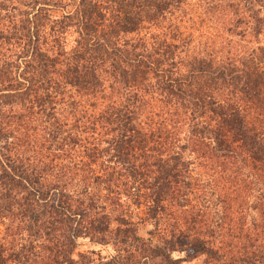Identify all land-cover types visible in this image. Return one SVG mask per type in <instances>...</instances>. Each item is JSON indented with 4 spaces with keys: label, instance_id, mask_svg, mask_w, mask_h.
Segmentation results:
<instances>
[{
    "label": "trees",
    "instance_id": "1",
    "mask_svg": "<svg viewBox=\"0 0 264 264\" xmlns=\"http://www.w3.org/2000/svg\"><path fill=\"white\" fill-rule=\"evenodd\" d=\"M183 1L0 0V224L8 220L0 264L28 259L38 239L48 264H92L75 256L81 237L114 246L100 264H178L174 250L204 254L207 264H264L263 194L256 222L230 206L264 184V0H199L229 35L254 37L226 53L192 49L174 16ZM71 90L87 97L74 134L57 114ZM69 103L74 116L80 101ZM45 142H83L82 154L49 173L52 161L40 167L37 157ZM186 150L223 181L230 205L220 222L197 196L191 202ZM112 156L115 166L106 164ZM67 168L104 183L112 205L125 196L144 204L155 222L149 235L162 244L123 217L112 228L94 202L74 200ZM184 202L160 228L158 216ZM22 232L27 243L15 249Z\"/></svg>",
    "mask_w": 264,
    "mask_h": 264
},
{
    "label": "rangeland",
    "instance_id": "2",
    "mask_svg": "<svg viewBox=\"0 0 264 264\" xmlns=\"http://www.w3.org/2000/svg\"><path fill=\"white\" fill-rule=\"evenodd\" d=\"M174 16L183 20L185 27L184 31L187 34H191V47L194 50H221L223 53H226L230 48H240L243 44L251 45L254 43V37L249 34L245 37V41L243 37L236 35H229L226 30L222 27L224 22L222 21V17L215 18L216 16H211L212 14H218L217 11L213 12L212 9H208V11H204L202 5L199 0H184L179 8H176L174 11ZM221 20V21H220ZM259 41L264 44V30L263 33L259 36ZM241 44V45H240ZM69 97L66 98L67 102L64 104H60L58 106L57 114L67 120L68 122V130L71 133H75L77 130V126L83 124L84 121V112L83 110L87 107V97L79 96L74 90L69 92ZM80 101L78 104V111H76L75 115L72 116L71 107L69 106V102ZM80 109V110H79ZM91 108H89L90 110ZM143 115L140 116L142 118ZM75 119H80L79 123H76ZM75 124V127L73 126ZM83 126V125H82ZM184 133L180 136L183 137ZM83 143V142H82ZM82 143L76 144L75 142H45L43 152L37 154V157L40 158L41 162L39 163L40 167L45 166L43 162L52 161L53 163V172L49 171V173H54L57 170L55 164L58 162H66L71 154L74 160H77L76 155L82 154L81 145ZM102 146L105 144L101 142ZM63 148V151H62ZM71 148V149H70ZM112 152H104L103 157H108ZM185 156L189 157L193 160L191 165V177L193 179V188L190 189V193L193 199L191 202H196L198 198L200 199L203 208L208 210L210 214L213 216L212 224H215L216 221H221V216H223V210L228 207L230 204L228 201L223 200L220 197L222 191H220V186L223 185V181H217L216 185L212 180V171L207 168L206 165L203 164V161L196 158V154L191 150L185 151ZM63 159V161H62ZM63 162V163H64ZM47 164V163H46ZM106 164L115 166L118 164L116 159L112 156L109 160H106ZM65 165V164H64ZM64 168V167H63ZM48 170V168H47ZM66 169H62L64 172ZM59 174L61 171H58ZM71 169L67 168L66 177L68 180V184H70L69 190L75 199H82L84 203H88L92 201L96 204L95 211L107 213L110 217V226L114 228L120 222H118L115 218H126L128 222H130V226H134L136 229L134 231L139 237L151 238L153 243L162 244V238L160 235H149V230L155 229V222L147 219V214H145V206L144 204H137L132 197L125 196L122 197L121 203H115L112 205L109 203L108 194L109 192L106 189L104 183L101 181H93V179L85 177H74V175H69ZM51 177V175H49ZM248 193L243 196L244 203L243 205H230L236 209V214L246 215L247 223L258 221V209L255 208L256 205L259 204L260 199L263 197L260 196L263 194L264 196V184H258L257 186L251 185V188ZM86 190V191H85ZM196 190V191H194ZM196 193V194H195ZM198 198H197V197ZM246 198V202H245ZM143 200V198H141ZM239 200H241L239 198ZM184 204H186L184 202ZM100 206V207H99ZM177 208L181 211L183 208H189V205H176V207L170 206L166 213H161L158 216L159 222L158 225L160 228H164L166 224L170 221L174 220V216L179 214V211L175 210ZM234 211V209H232ZM7 219L5 218L3 222L0 224V240L6 241V229ZM123 227L128 226L123 224ZM25 232L19 233V235L15 238L14 247L15 249H19L22 244H26L27 240ZM6 243V242H4ZM45 241L42 239L36 240L34 251L29 253L28 259L20 260H12L10 259L7 264H48V259L46 258L48 251L43 248ZM8 245V243H6ZM13 245V244H12ZM114 246L110 243L102 244L96 243L89 240L87 237H81L78 240V246L75 251V256H77L78 251H83L89 254L93 258L92 264H100L101 261L110 257L112 253H114ZM172 257L180 258L178 264H207L205 260L204 254H199L197 256H187L185 250H174L172 252Z\"/></svg>",
    "mask_w": 264,
    "mask_h": 264
}]
</instances>
